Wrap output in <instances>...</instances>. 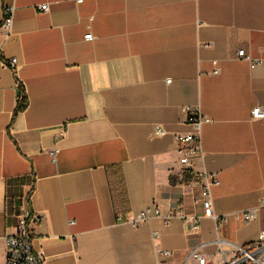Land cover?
I'll return each instance as SVG.
<instances>
[{
	"label": "crops",
	"instance_id": "obj_1",
	"mask_svg": "<svg viewBox=\"0 0 264 264\" xmlns=\"http://www.w3.org/2000/svg\"><path fill=\"white\" fill-rule=\"evenodd\" d=\"M77 1L8 0L16 14L0 55V264L8 180L18 177L35 179L27 206L45 264H158L154 232L174 252L171 264L196 249L220 264L212 220L199 232L179 221L166 228L160 219L129 220L151 206L202 217L198 173L218 175L216 214L260 207L264 120L251 112L264 110V0ZM43 4L48 13L37 9ZM89 34L94 41H85ZM241 49L261 63L238 59ZM12 59L15 70L6 66ZM18 82L28 108L13 122ZM188 107L212 121L202 128L204 157L191 166L175 140L191 130ZM116 170L122 199L110 185ZM263 224L264 209L248 224L230 221L222 238L257 241Z\"/></svg>",
	"mask_w": 264,
	"mask_h": 264
},
{
	"label": "built area",
	"instance_id": "obj_2",
	"mask_svg": "<svg viewBox=\"0 0 264 264\" xmlns=\"http://www.w3.org/2000/svg\"><path fill=\"white\" fill-rule=\"evenodd\" d=\"M3 4V19L0 23V37L3 38V42L0 43V55L3 52L4 43L11 37L12 28L14 24L16 6L8 3V0H1ZM84 0H78L77 3L81 4ZM41 13L49 12V5L43 4L37 7ZM93 34L85 36V41H94ZM237 57L240 60L249 62L252 67H255L261 63L258 59H253L244 49H241L237 53ZM18 61L12 59L6 62V66L16 69ZM214 69L212 75H220L221 67L218 61L213 62ZM187 114V125L190 127V131L184 134L175 135V140L178 145L179 153L186 156L188 159V165L191 166L195 160L202 159L204 157V151L202 148V128L206 124H210L212 121L206 115L203 114L200 107H188L185 109ZM252 119L254 121L264 120V110L256 107L251 112ZM159 134L162 131L157 130ZM57 150L50 152V157L53 164L58 162ZM197 178L200 182L202 193V206L203 216H189L181 207H176L167 213H163L157 206H151L136 217L131 218L129 221L134 226H139L144 223H149L154 219H160L166 228H170L175 221H179L184 226L191 228L194 232H199L202 226L203 219L212 220L215 224V233L217 236L216 244L219 246L218 253L221 256L220 264H264V224L261 230L259 239L257 241L239 245L228 242L222 238V232L224 227L230 221H236L243 224H248L257 218L259 210L264 209V198L261 201L258 209H251L248 211L234 212L228 215H218L214 211L212 190L214 187L220 185V180L217 174L198 173ZM121 219V218H120ZM38 222V218L32 217L31 211L26 208L23 209L20 216L17 218L16 223L10 226V233L5 237L6 245V262L5 264H45L44 256L34 250L33 240V227ZM160 234L154 232V240L156 243V253L158 258V264H171L170 260L174 256V252L164 248L158 240ZM227 246V249L223 247ZM214 256L207 255L201 252L199 249L192 251L185 263L192 260L196 264H211Z\"/></svg>",
	"mask_w": 264,
	"mask_h": 264
},
{
	"label": "trees",
	"instance_id": "obj_3",
	"mask_svg": "<svg viewBox=\"0 0 264 264\" xmlns=\"http://www.w3.org/2000/svg\"><path fill=\"white\" fill-rule=\"evenodd\" d=\"M18 87L19 99L18 106L14 113L13 122L16 120L19 114L25 112L28 108V99L26 97L24 87L19 82ZM110 185L112 187V191L114 192L115 198H124L126 193V184L122 171L116 170L114 174L110 173ZM28 186H31L32 188L25 198L24 189ZM34 190L35 179L32 177H18L8 180V197L6 201L7 225L11 226L13 223H15L23 209L30 205V199L34 193Z\"/></svg>",
	"mask_w": 264,
	"mask_h": 264
},
{
	"label": "rangeland",
	"instance_id": "obj_4",
	"mask_svg": "<svg viewBox=\"0 0 264 264\" xmlns=\"http://www.w3.org/2000/svg\"><path fill=\"white\" fill-rule=\"evenodd\" d=\"M26 209H27V210H29V208H28V207H26Z\"/></svg>",
	"mask_w": 264,
	"mask_h": 264
}]
</instances>
